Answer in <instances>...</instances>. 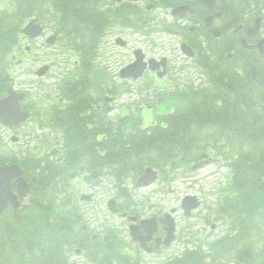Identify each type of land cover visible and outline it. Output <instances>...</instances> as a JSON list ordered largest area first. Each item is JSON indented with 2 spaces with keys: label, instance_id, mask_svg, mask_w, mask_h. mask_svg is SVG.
<instances>
[{
  "label": "trees",
  "instance_id": "16d2710c",
  "mask_svg": "<svg viewBox=\"0 0 264 264\" xmlns=\"http://www.w3.org/2000/svg\"><path fill=\"white\" fill-rule=\"evenodd\" d=\"M99 1L9 0L13 8L0 16V98L10 87L8 54L26 18L58 8L65 17L86 12V28L67 23L61 30L71 44L81 38L87 55H93ZM218 5L229 24L248 27L264 16V0H219ZM226 49L236 52L230 60ZM210 51L201 60L210 86L174 96V110L150 129H142L139 120L127 127L132 120L120 119L117 134L99 140L84 136L88 129L79 124V135L65 138L61 150L27 152L22 159L0 138V165H20L32 188L27 205L0 217V264H73L68 256L76 246L99 264L118 256L117 249L100 251L85 239L80 210L67 196L75 179L97 181L104 174L97 148L113 160L108 170L118 184L136 181L151 166L169 176L204 150L228 160L232 173L214 209L225 235L166 264H264V58L224 38Z\"/></svg>",
  "mask_w": 264,
  "mask_h": 264
},
{
  "label": "flooded vegetation",
  "instance_id": "af4514ba",
  "mask_svg": "<svg viewBox=\"0 0 264 264\" xmlns=\"http://www.w3.org/2000/svg\"><path fill=\"white\" fill-rule=\"evenodd\" d=\"M94 8L98 28L95 32L96 44L93 55L91 51L87 55L83 49L84 45H87L81 38L78 43L67 45L63 36L64 30L60 29L67 23H71L72 27L79 25L81 29L86 28V12L73 17L66 14V18L58 8L57 12L47 11L28 18L20 29L18 41L20 46H24V54L27 57H30L32 53L31 49L26 50L29 48L28 44L42 39L47 32H50L46 35V44L49 38L56 37L55 43L50 46H61L62 54L68 58L65 68H60L58 73L52 72L54 65L46 67V71L38 69L34 72L38 80L44 77L57 80V88L52 89L53 93L43 98H33L28 107L24 105V109L32 115L30 122L33 125L41 124L44 119L52 123L53 127H49L48 135L56 139L78 136L76 131L80 128L79 124L88 129L84 136L99 140H105L117 134L119 119H131L132 121H129L126 126L132 127L134 123H138L134 120L137 115L135 116L132 112L134 103L126 102L119 108L118 99L131 94L135 88H139L138 92L142 96L147 95V98L153 99L152 101L142 100L140 103V116L143 119L148 111L158 109L166 96L187 90L180 85L178 89L173 88L175 65L173 66V61L169 57L161 56L162 46L156 45L153 53L148 51L146 44L152 42L154 38L164 42L167 36L170 41H175L179 45L180 56L193 61L201 71V75L206 76V70L200 62L205 55L210 54V46L213 42L218 43L223 38L236 41L242 49L245 48L244 42H247L254 47L251 51L255 52L259 58L261 57L258 46L264 39V22L260 34L250 37L248 32L254 27V23L248 27L242 23L229 24L226 17L223 19L221 10H210L203 4V0H109L104 3L98 2ZM3 9V6H0V11ZM219 12L222 13L221 17L215 19L211 26H207V19ZM60 16H64L65 19H60ZM31 21H36L44 29L42 36L35 40H29L21 33V30ZM215 31L220 32V36H215ZM135 39L142 44L140 47H133ZM119 50H127V52L117 61ZM139 50L143 51L147 60L157 59L162 61V65L147 70L141 79L133 80L125 77L128 72L123 70L134 62V55ZM190 50L194 52L191 58L186 55V52ZM223 53L226 59L233 58L231 56L233 51L229 52L226 49ZM129 57L131 61L123 64ZM19 59V67H21L25 59L21 57ZM164 59H167L164 61L165 65H163ZM119 63L121 65L117 69ZM43 71L44 75L41 74ZM170 111L158 115L157 118L160 121L164 120ZM158 122L159 120L155 119L151 126ZM97 149L103 157L100 166L103 167L104 175L106 179H112L113 176L108 169L113 165V160L105 158V149ZM202 161H204L203 158ZM99 193L100 190L92 193L90 202H95ZM113 196L119 210L115 217H119L124 223V230L107 222L103 223V227H93V223L97 224L100 221L97 215L94 216V221L89 220V224L86 223L83 227L87 235L85 239L93 246L100 248V251L110 248L120 249L123 257L111 258L110 264H143L142 259L139 258L140 254L156 256L171 248L180 249L188 246V243L191 245L195 242L193 239L197 236L196 231L182 227L181 218H185L182 209L174 208L171 212H166L163 206L158 205L152 207L158 211L148 212L145 208L130 205L131 203L127 202L124 195L119 196L115 192ZM168 216L173 219L176 230L171 245L166 244ZM132 219L135 220L131 221ZM151 219L155 220L150 227L141 226L144 220ZM203 223L205 222L200 224ZM133 226L139 228L132 229ZM186 239L188 242L184 241ZM79 251L78 264L84 261L85 257V250L80 248ZM94 264L99 262L96 261Z\"/></svg>",
  "mask_w": 264,
  "mask_h": 264
},
{
  "label": "rangeland",
  "instance_id": "374dc122",
  "mask_svg": "<svg viewBox=\"0 0 264 264\" xmlns=\"http://www.w3.org/2000/svg\"><path fill=\"white\" fill-rule=\"evenodd\" d=\"M3 1L4 0H0L1 6L7 8L8 5L6 0V5ZM49 34L50 32H47L42 39L28 44L32 50L30 57H27L24 54V46L21 45L19 48L18 45L16 53L10 54L8 58L7 69H9V71H13L14 89L17 92L27 93L29 95V101L26 105L32 103L31 98H43L50 94L52 89L57 88V80L47 77L40 78L38 80L34 72L45 65H54L52 72H60V68H65V62L68 60V58L62 54L61 46L50 47L46 44V35ZM143 39L144 37L141 38L142 41ZM165 40L166 41L163 42L162 40L154 38L152 39V42H149L146 46L148 47V51L150 53L154 52V47H157L156 45L162 46L161 56H167L173 61V66L175 65L173 70V81H175V84L173 85V88L178 89L179 85L187 87L186 83H190L192 86L197 87L203 86L204 81L200 78L201 71H199L198 67L194 65V62L180 56L179 45L175 41H170L167 36L165 37ZM139 42L140 41H138V39H135L133 47H140L142 44ZM126 52L127 50H119L117 54V61L118 59L123 58ZM16 56L17 59L15 58ZM129 56L131 55L129 54ZM19 57L25 59V62L21 67H19ZM129 61H131V57L125 59L123 64L129 63ZM120 65L121 64L119 63L117 69H119ZM138 89L139 88H135L131 94L119 98L118 107L120 108L125 105L126 102L134 103V105L137 106L142 100H153L152 98H147V95L142 96V94L138 92ZM172 103L171 98H165L164 102L158 109L148 111L142 121L143 126L148 127L155 119H157L158 115L167 113ZM138 107L139 106H137V109ZM136 111V108L133 107L132 112H134L135 116L137 115ZM139 113L140 112H138V114ZM16 135L17 132L8 131L3 126H0V136L6 142H9L10 145L13 146L19 154H21L28 150L36 151V147L39 142L47 140L44 138L48 135V131L44 128L43 130L35 132L30 125L29 128H24L18 133L17 136L21 139L20 144L13 145V143H11V138ZM231 173L230 163L223 158L215 157L212 159L209 166L193 170L192 166L185 165L182 166L179 172H175L174 176L173 174H169L170 180L168 181L165 179L166 176L164 175L163 179L151 188L138 189L135 185L131 184L129 186V190L132 198L138 202L137 205L141 208L147 209L148 212L158 211V209H152V207L158 205L163 206L162 208H164L166 212H171L174 208L181 210V202L187 195H196L201 198L202 207L195 212V217L191 220L181 218L183 228H195L194 230H197L198 239L196 241L197 245H200L205 242H214L226 233V229L223 224L214 218V208L221 195V190L227 185L230 179ZM73 188L79 191V195H83L89 190H91V192H97L100 190V193L93 204L82 203L78 199L77 205L81 211H84L85 215L83 224H89V220L94 221L93 218L97 215L100 221L97 224L93 223V227H103V223L107 222L124 230V223L119 217H110L108 221L105 220L106 215H104V212L107 210L106 204L109 198L113 196V192L115 191L113 188H115V185L112 186L110 184H105L95 188L90 185H83V187H81L80 185L78 186V183H76ZM111 189L112 191H110ZM29 202L30 201L27 200L24 204L27 205ZM85 212L88 213L86 214ZM198 219H200V223H205L199 224ZM214 226L215 228H213ZM199 230H201L202 233H200ZM171 253V250H166L163 254L158 256H147L141 254V259L144 260L146 264H153L157 262L164 264L168 261V257H170ZM75 259L76 258H74V260ZM82 264H87V262L84 260L82 261Z\"/></svg>",
  "mask_w": 264,
  "mask_h": 264
},
{
  "label": "water",
  "instance_id": "95a60500",
  "mask_svg": "<svg viewBox=\"0 0 264 264\" xmlns=\"http://www.w3.org/2000/svg\"><path fill=\"white\" fill-rule=\"evenodd\" d=\"M203 4L207 6L210 10H213L217 4V0H204ZM220 17V14H217L213 17H210L207 21V25L210 26L213 21ZM263 20L258 19L256 21V26L249 30L248 34L250 37L258 35L260 24ZM23 33L32 38H38L42 33V28L39 25H36L35 22H31L24 30ZM217 35V33L215 34ZM55 39H49L48 43L53 44ZM244 44L247 46L246 42ZM248 47V46H247ZM259 49L262 54H264V40L260 43ZM192 55V54H191ZM143 58L137 55V61L125 69V77H134L135 79L143 76L147 64L143 62ZM24 94H18L15 91L11 90L9 96L0 100V121L4 126L13 128L17 127L23 122H25L29 115L22 111L21 102L25 99ZM158 178V173L155 172L152 168L147 169L145 175L141 177L138 181V186H150ZM16 189V192H15ZM31 193V187L27 180L24 178V171L17 165L13 166H0V217L7 211L10 207L13 209H18L21 206V201L27 198ZM91 196L84 197V199H90ZM199 206V202L196 197L188 196L184 199L183 207L187 211H191ZM109 208L112 212H117L116 203L114 200L110 201ZM190 213H187L189 216ZM154 224L153 222L144 223L145 227H150ZM170 225L169 235L166 244L169 245L173 240V220L170 219L168 222Z\"/></svg>",
  "mask_w": 264,
  "mask_h": 264
},
{
  "label": "bare ground",
  "instance_id": "6f19581e",
  "mask_svg": "<svg viewBox=\"0 0 264 264\" xmlns=\"http://www.w3.org/2000/svg\"><path fill=\"white\" fill-rule=\"evenodd\" d=\"M99 2L104 3V2H109V0H100ZM96 4H97V3H96ZM96 4H95L94 6H96ZM218 4H219V0H217V4H216V6L214 7L213 10H215V9H219V10H220V6H219ZM64 39L67 41V45L71 44V42H70V37H69V36H65ZM64 43H65V42H64ZM64 43H63V44H64ZM189 53H192V51H190ZM233 53L236 54L235 51H233ZM136 54H137L139 57H142V58L144 59V61H145L146 64H147L148 70L154 69V68L157 66V63H158L159 60H157V59L147 60V59H146V55L143 53L142 50H139ZM46 67H50V66L48 65V66H46ZM46 67H45V68H46ZM45 68H44V69H45ZM45 71H46V69H45ZM137 118L139 119V121H142V120H143V118L140 116V113L137 114Z\"/></svg>",
  "mask_w": 264,
  "mask_h": 264
}]
</instances>
